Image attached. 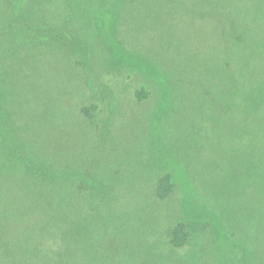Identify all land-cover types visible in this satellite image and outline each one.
<instances>
[{
    "label": "rangeland",
    "instance_id": "1",
    "mask_svg": "<svg viewBox=\"0 0 264 264\" xmlns=\"http://www.w3.org/2000/svg\"><path fill=\"white\" fill-rule=\"evenodd\" d=\"M74 1L0 0V264H264V0Z\"/></svg>",
    "mask_w": 264,
    "mask_h": 264
},
{
    "label": "trees",
    "instance_id": "2",
    "mask_svg": "<svg viewBox=\"0 0 264 264\" xmlns=\"http://www.w3.org/2000/svg\"><path fill=\"white\" fill-rule=\"evenodd\" d=\"M12 3L16 5L18 0H10ZM235 1V0H232ZM77 7L83 8L85 11H91L95 18H99L102 24L107 22L108 27L117 28V18L119 16V8L118 5L113 4V0H91V2H85L79 4V2H75ZM237 6L236 8L240 9V12L243 17V22L246 33L251 37L253 41L256 36H262L264 33V7H259V1L256 4V8H249L247 5L238 6L237 4L229 3L228 6ZM235 8V9H236ZM119 10V11H118ZM241 17V19H242ZM263 20V21H262ZM262 21V23H260ZM261 31L262 35L257 34V32ZM264 37V35H263ZM260 39V37H257ZM254 42V41H253ZM239 116L238 114L230 113L228 119L234 118L235 116ZM240 123V122H239ZM238 123V124H239ZM238 124L236 126H238ZM230 125V122L227 124ZM170 180V176H165L161 180V185L159 187V194L162 197H166L169 194L167 191L168 182ZM182 232V225H179L175 228L173 232L172 241L176 246H181L183 244L182 239H179V234Z\"/></svg>",
    "mask_w": 264,
    "mask_h": 264
}]
</instances>
